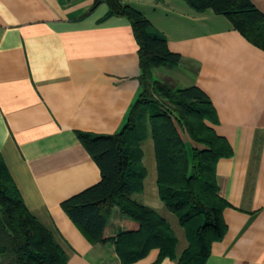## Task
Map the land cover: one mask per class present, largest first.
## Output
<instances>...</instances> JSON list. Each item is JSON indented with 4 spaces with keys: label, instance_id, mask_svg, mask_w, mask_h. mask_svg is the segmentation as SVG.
<instances>
[{
    "label": "crops",
    "instance_id": "crops-1",
    "mask_svg": "<svg viewBox=\"0 0 264 264\" xmlns=\"http://www.w3.org/2000/svg\"><path fill=\"white\" fill-rule=\"evenodd\" d=\"M150 1L125 2L138 4L182 56L175 68L155 69V77L200 87L217 114L214 130L233 150L216 166L219 194L230 205L223 211L227 231L206 264H264V50L223 15L185 0ZM252 2L264 13V0ZM107 11L95 0H0V153L27 209L67 252V264H121L112 243L91 244L61 207L101 179L77 132L115 133L139 91L131 23L102 20ZM155 206L167 219L164 206ZM123 218L114 208L107 235L124 228ZM178 239L181 253L187 244ZM158 256L152 249L133 264H177L158 263Z\"/></svg>",
    "mask_w": 264,
    "mask_h": 264
},
{
    "label": "trees",
    "instance_id": "trees-1",
    "mask_svg": "<svg viewBox=\"0 0 264 264\" xmlns=\"http://www.w3.org/2000/svg\"><path fill=\"white\" fill-rule=\"evenodd\" d=\"M126 0L105 2L111 16L126 17L138 43L139 91L122 126L113 134L77 132L98 165L100 181L61 203L63 211L91 243H112L121 264H133L152 249L157 262L206 264L214 242L223 239V211L230 204L220 196L216 166L232 156L227 139L213 128L215 108L197 85L176 87L158 79L154 70L175 68L182 56L168 48L166 36L143 12ZM197 11L225 16L231 27L264 50V13L252 0H185ZM194 145L189 148L183 136ZM152 141L159 199L184 231L186 247L168 220L133 198L144 191L148 175L143 143ZM114 208L124 228L109 236ZM0 258L8 264H67L68 255L54 233L27 209L0 153Z\"/></svg>",
    "mask_w": 264,
    "mask_h": 264
},
{
    "label": "rangeland",
    "instance_id": "rangeland-1",
    "mask_svg": "<svg viewBox=\"0 0 264 264\" xmlns=\"http://www.w3.org/2000/svg\"><path fill=\"white\" fill-rule=\"evenodd\" d=\"M150 2H154V0H152ZM134 7L139 9L138 7H140V6L137 4V5H134ZM146 10H147V8L145 9V11ZM140 11H142V10H140ZM148 11H150V13H152V11H154V8L150 7V9ZM186 136L187 135L185 134L184 137H186ZM187 138H189V137H187ZM187 138H185V139H187ZM191 142L192 141L190 140V138L187 139L186 143H187L189 148L192 147ZM143 148H144V163L148 169V175H147V178L145 179V190H144V192L134 195V199L137 200L138 202L142 203V204L149 205V207H156L155 201L158 204H160L161 206H164L162 201L157 197L158 186L156 183V161H155V157H154V153H153V149H152V141L150 139L145 141L143 143ZM163 208H165V207H163ZM165 212L167 214V217H168L167 220H168L170 226L175 231V233L179 236L180 241H181L180 244L183 245L184 242H186V240L184 238V231L179 226L176 216L174 214L170 213L169 211H165ZM0 264H8V262H3L0 258Z\"/></svg>",
    "mask_w": 264,
    "mask_h": 264
}]
</instances>
